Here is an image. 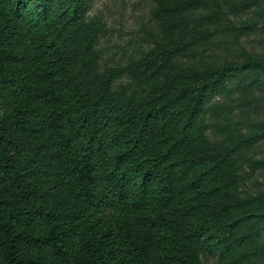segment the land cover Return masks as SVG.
Returning <instances> with one entry per match:
<instances>
[{
	"label": "trees",
	"instance_id": "1",
	"mask_svg": "<svg viewBox=\"0 0 264 264\" xmlns=\"http://www.w3.org/2000/svg\"><path fill=\"white\" fill-rule=\"evenodd\" d=\"M152 1L154 47L130 57L125 93L88 0H0V264L264 259V125L240 111L264 62L201 65L220 15Z\"/></svg>",
	"mask_w": 264,
	"mask_h": 264
},
{
	"label": "rangeland",
	"instance_id": "2",
	"mask_svg": "<svg viewBox=\"0 0 264 264\" xmlns=\"http://www.w3.org/2000/svg\"><path fill=\"white\" fill-rule=\"evenodd\" d=\"M205 1L208 5L199 13L217 12L220 15V25L212 26L215 28L212 32L217 34L207 47L200 49L196 55L201 65L206 67L233 65L242 63L247 58L264 62V0ZM88 2V19L95 21L102 28L96 48L100 70L118 73V77L112 83V91L129 93L133 85L123 71L133 53L148 54L150 47H154L153 43L158 33L154 21L156 4L152 0H88ZM245 24H249L251 31L249 34L240 31ZM230 27L237 30L228 34L225 29ZM241 98L244 100L246 96ZM241 98L239 97V101ZM250 101L253 104H249L256 106V109L250 110L240 106L241 113H251L249 119L252 123L264 125V82L262 90L257 88L253 90ZM257 153L258 157L264 158V144L259 147ZM256 178L258 184L251 183L252 191H256L259 184L264 189V174H258ZM261 240L264 241V234L260 236L259 241ZM208 258L210 263H215L217 253L211 250ZM256 264H264V259Z\"/></svg>",
	"mask_w": 264,
	"mask_h": 264
}]
</instances>
